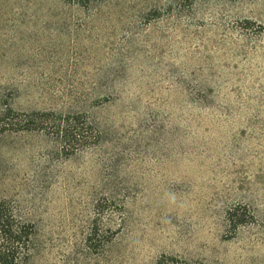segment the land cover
Returning a JSON list of instances; mask_svg holds the SVG:
<instances>
[{
  "label": "rangeland",
  "instance_id": "1",
  "mask_svg": "<svg viewBox=\"0 0 264 264\" xmlns=\"http://www.w3.org/2000/svg\"><path fill=\"white\" fill-rule=\"evenodd\" d=\"M0 202L21 264H264V0H0Z\"/></svg>",
  "mask_w": 264,
  "mask_h": 264
},
{
  "label": "trees",
  "instance_id": "2",
  "mask_svg": "<svg viewBox=\"0 0 264 264\" xmlns=\"http://www.w3.org/2000/svg\"><path fill=\"white\" fill-rule=\"evenodd\" d=\"M1 118L11 122L8 125L10 128L8 130L14 132L47 131L61 141H65L64 144L69 148L71 144L83 142L89 134H92L86 121H82L78 115L56 116L44 113L20 115L7 110ZM32 233V226L20 221L13 207L8 203L0 202V264H21L26 260ZM155 264L201 263L161 256Z\"/></svg>",
  "mask_w": 264,
  "mask_h": 264
}]
</instances>
